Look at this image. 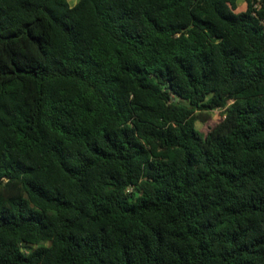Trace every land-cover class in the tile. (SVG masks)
Returning <instances> with one entry per match:
<instances>
[{
	"label": "trees",
	"instance_id": "16d2710c",
	"mask_svg": "<svg viewBox=\"0 0 264 264\" xmlns=\"http://www.w3.org/2000/svg\"><path fill=\"white\" fill-rule=\"evenodd\" d=\"M243 2L0 0V264H264Z\"/></svg>",
	"mask_w": 264,
	"mask_h": 264
},
{
	"label": "rangeland",
	"instance_id": "374dc122",
	"mask_svg": "<svg viewBox=\"0 0 264 264\" xmlns=\"http://www.w3.org/2000/svg\"><path fill=\"white\" fill-rule=\"evenodd\" d=\"M72 5V0H67ZM77 1V0H76ZM245 9V2L239 0L238 7L235 12L243 11ZM224 117V109H214L209 112V117L205 121L197 120L195 123L196 128L203 134H206L210 128L218 123Z\"/></svg>",
	"mask_w": 264,
	"mask_h": 264
},
{
	"label": "crops",
	"instance_id": "0c3cea01",
	"mask_svg": "<svg viewBox=\"0 0 264 264\" xmlns=\"http://www.w3.org/2000/svg\"><path fill=\"white\" fill-rule=\"evenodd\" d=\"M76 2H77L76 0H72V3H73L72 5H74Z\"/></svg>",
	"mask_w": 264,
	"mask_h": 264
},
{
	"label": "built area",
	"instance_id": "2783aa9c",
	"mask_svg": "<svg viewBox=\"0 0 264 264\" xmlns=\"http://www.w3.org/2000/svg\"><path fill=\"white\" fill-rule=\"evenodd\" d=\"M262 25H263V27H264V20L262 21Z\"/></svg>",
	"mask_w": 264,
	"mask_h": 264
}]
</instances>
